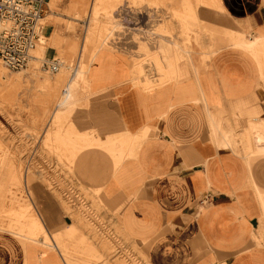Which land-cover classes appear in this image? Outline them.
<instances>
[{"label": "crops", "instance_id": "crops-1", "mask_svg": "<svg viewBox=\"0 0 264 264\" xmlns=\"http://www.w3.org/2000/svg\"><path fill=\"white\" fill-rule=\"evenodd\" d=\"M199 23L213 38L189 47L176 80L151 89L132 83L125 54L103 51L77 125L139 139L100 197L122 208L114 218L146 264H264V0H214ZM50 190L74 215L76 204ZM44 225L52 244L0 229V264H68L53 235L83 222Z\"/></svg>", "mask_w": 264, "mask_h": 264}, {"label": "rangeland", "instance_id": "rangeland-1", "mask_svg": "<svg viewBox=\"0 0 264 264\" xmlns=\"http://www.w3.org/2000/svg\"><path fill=\"white\" fill-rule=\"evenodd\" d=\"M46 2L42 16L56 18L43 21L45 35L55 31L46 58L59 57L72 67L51 74L43 62L12 70L0 60V229L49 245L44 221L54 231L76 220L84 230L53 235L68 264H118L121 255V264H146L145 247L132 244L114 218L122 208L100 197L106 177L134 158L139 139L126 131L103 138L77 122L86 118L96 93L91 71L103 51L129 58L133 84L151 89L174 81L189 47L197 51L196 41L213 38L199 23V11L214 0ZM79 67L82 72L69 84ZM48 188L76 204L69 203L75 220Z\"/></svg>", "mask_w": 264, "mask_h": 264}, {"label": "built area", "instance_id": "built-area-1", "mask_svg": "<svg viewBox=\"0 0 264 264\" xmlns=\"http://www.w3.org/2000/svg\"><path fill=\"white\" fill-rule=\"evenodd\" d=\"M46 5V0H0V58L8 68L27 67L44 32Z\"/></svg>", "mask_w": 264, "mask_h": 264}, {"label": "bare ground", "instance_id": "bare-ground-1", "mask_svg": "<svg viewBox=\"0 0 264 264\" xmlns=\"http://www.w3.org/2000/svg\"><path fill=\"white\" fill-rule=\"evenodd\" d=\"M49 5H51V3H49ZM50 9H51V7H50ZM52 17L54 18L53 14L44 15V16H42V18L40 20V23L43 25V21H44L45 24H52V22L56 19L55 18L53 20ZM53 32H54V30L48 36L45 35L44 33L40 34V39L37 41V44H36L35 48L32 51V58H31L30 62L28 63V65H33L34 63H36L38 65V64L43 62L44 65L46 64V66H44V67L47 69V72L49 71L51 74L52 73L59 74V73H62L65 68L66 69H71L72 66L71 65H69V66L66 65L65 61L61 60L59 57H53L52 59H47L46 58V55H47L46 52H47V49H48L49 43H50L49 36H51L53 34ZM0 60H1V58H0ZM80 72H82V70H80V67L74 70L73 75L70 77V79L68 81L69 84H71L75 80L76 76Z\"/></svg>", "mask_w": 264, "mask_h": 264}]
</instances>
